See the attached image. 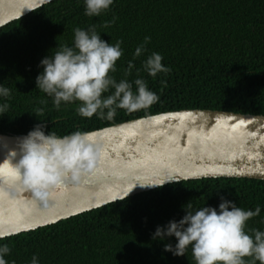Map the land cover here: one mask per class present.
<instances>
[{"label": "trees", "instance_id": "16d2710c", "mask_svg": "<svg viewBox=\"0 0 264 264\" xmlns=\"http://www.w3.org/2000/svg\"><path fill=\"white\" fill-rule=\"evenodd\" d=\"M113 17L114 23L102 27ZM93 24L105 41H122L123 55L113 74L117 81L133 61L127 79H144L157 102L137 111L117 110L111 121L89 119L78 114V104L56 110L36 88L41 59L61 45L71 46L76 27ZM145 37H150L146 52L133 60ZM153 52L161 54L170 72L150 77L142 70ZM0 84L11 90L7 101L0 99L9 104L0 114V134L5 135H26L43 123L46 133L62 137L185 109L264 115V0H114L100 17L86 16L83 0H54L0 28ZM221 197L245 210L259 207L245 230L264 231L263 180L210 178L158 187L0 239V245L10 248L8 264H30L33 255L39 264H195L190 249L174 257L163 252L164 243L174 245V238L153 240L152 234L157 226L179 220L184 206L215 208Z\"/></svg>", "mask_w": 264, "mask_h": 264}, {"label": "clouds", "instance_id": "9594fccd", "mask_svg": "<svg viewBox=\"0 0 264 264\" xmlns=\"http://www.w3.org/2000/svg\"><path fill=\"white\" fill-rule=\"evenodd\" d=\"M113 3L114 0H83L84 14L100 17L111 10ZM115 19L102 27H109ZM73 32L72 45H61L53 55L42 58L39 64L42 71L35 78L36 88L51 98L56 110H60L62 104H78L80 116L111 121L117 110L137 111L158 101L159 97L144 79L136 78L134 82L127 79L135 68L133 61L128 62L124 78L117 81L113 75L123 55L122 41L115 44L105 41L94 24L86 29L76 27ZM149 42L150 37H145L143 44L135 49L133 60L146 52L145 45ZM162 60L161 54L153 52L142 62V70L150 77L170 72ZM139 71L137 69V74ZM10 97L11 90L0 84V99L7 101ZM40 103L46 105L48 101ZM8 108L7 102L0 103V114L6 113ZM45 127L43 123L37 124L19 138L17 149L0 162V175L20 182L40 200L45 199L50 189L62 187L66 178L78 181L92 173L98 163V152L89 134L77 131L61 137L50 131L46 133ZM168 181L172 180L139 186L160 187ZM183 211L179 220L157 226L152 234L153 240L174 238V245L164 243L163 252L183 257L190 249L195 264H264V231L253 229L249 233L245 230L247 222L259 215V207L245 210L221 197L215 208L192 209L189 204ZM7 235L10 234H0V239ZM9 254L7 244L0 245V264H8L5 257ZM30 264H39L36 255Z\"/></svg>", "mask_w": 264, "mask_h": 264}, {"label": "water", "instance_id": "95a60500", "mask_svg": "<svg viewBox=\"0 0 264 264\" xmlns=\"http://www.w3.org/2000/svg\"><path fill=\"white\" fill-rule=\"evenodd\" d=\"M52 1L0 0V28ZM85 134L98 152L96 168L78 181L66 178L43 200L0 175V188L20 191L23 198L0 197V234L33 231L158 188L139 184L172 180L165 186L210 178L264 181V115L185 109ZM23 136L0 134V162L17 149Z\"/></svg>", "mask_w": 264, "mask_h": 264}, {"label": "bare ground", "instance_id": "6f19581e", "mask_svg": "<svg viewBox=\"0 0 264 264\" xmlns=\"http://www.w3.org/2000/svg\"><path fill=\"white\" fill-rule=\"evenodd\" d=\"M20 191H18V192H14V191H12V189L11 188H9V187H5V186H3L2 188H0V197H3V198H6V199H11V200H15V201H19V199L20 200H22L23 198H22V195H20V193H19Z\"/></svg>", "mask_w": 264, "mask_h": 264}]
</instances>
